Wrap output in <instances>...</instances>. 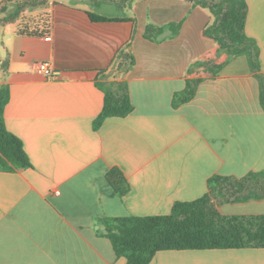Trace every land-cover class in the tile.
Wrapping results in <instances>:
<instances>
[{"label": "crops", "instance_id": "1", "mask_svg": "<svg viewBox=\"0 0 264 264\" xmlns=\"http://www.w3.org/2000/svg\"><path fill=\"white\" fill-rule=\"evenodd\" d=\"M244 1L245 34L264 73V0ZM48 3L35 11L48 15V34L17 33L33 27L22 19L15 31L0 33L5 127L31 163L0 171V264H126L99 236V219L167 215L175 202L202 197L213 175L241 179L264 170V111L245 57L231 58L191 101L172 107L187 69L211 47L201 38L212 23L207 10L185 0H131L124 8L118 0ZM148 25L164 28L155 41L144 38ZM125 46L135 62L122 75L111 63ZM40 63L52 77L37 71ZM95 70L114 76L99 82L125 80L133 106L97 130L103 93L77 74ZM113 168L130 187L122 198L106 180ZM218 210L264 215V198ZM150 264H264V249L162 251Z\"/></svg>", "mask_w": 264, "mask_h": 264}, {"label": "trees", "instance_id": "2", "mask_svg": "<svg viewBox=\"0 0 264 264\" xmlns=\"http://www.w3.org/2000/svg\"><path fill=\"white\" fill-rule=\"evenodd\" d=\"M96 4L98 1L89 0ZM119 7H126L131 0H118ZM195 7L207 10L212 23L201 32V38L211 47L187 69L185 87L172 97V107L188 103L198 85L215 78L233 57H245L259 85V101L264 111V73L260 71L259 52L256 44L245 34L247 6L244 0H185ZM48 0H4L0 2V30L8 24L19 22L23 14L47 9ZM94 21H109L89 14ZM32 28L18 30L34 36L48 34L50 22L42 13L31 20ZM176 32L178 25L168 26ZM29 29V31H27ZM164 28L148 25L144 38L155 41ZM135 62L127 46L120 49L111 69L126 74ZM4 70V63L1 64ZM93 80L103 93L101 112L93 121L97 130L108 118H125L132 111L125 80L108 76V70L77 72ZM9 101V88L0 86V171L12 172L31 168V163L19 138L5 127L4 109ZM106 180L119 197L129 192V184L119 169L113 168ZM264 198V170L251 172L241 179L213 175L207 180V192L190 202H175L167 215L149 217L101 218L99 236L109 240L117 258L126 264H150L162 251L264 249V215H222L218 207L237 202Z\"/></svg>", "mask_w": 264, "mask_h": 264}, {"label": "rangeland", "instance_id": "3", "mask_svg": "<svg viewBox=\"0 0 264 264\" xmlns=\"http://www.w3.org/2000/svg\"><path fill=\"white\" fill-rule=\"evenodd\" d=\"M37 12V11H36ZM40 12V11H39ZM42 12V11H41ZM36 14H38V13H35V11H33V13H29V12H26V13H24L23 14V17H22V20L25 22H29V21H31V20H33L34 18H36L37 17V15ZM36 16V17H35ZM18 23V22H17ZM17 23H14V24H8V25H6L3 29H1L0 30V33L2 32V30H4L5 32H9V31H11V30H13V31H15L18 27H17ZM21 28V27H20Z\"/></svg>", "mask_w": 264, "mask_h": 264}, {"label": "built area", "instance_id": "4", "mask_svg": "<svg viewBox=\"0 0 264 264\" xmlns=\"http://www.w3.org/2000/svg\"><path fill=\"white\" fill-rule=\"evenodd\" d=\"M36 69L40 74H42L46 77H52L53 76L49 66L45 63L37 64Z\"/></svg>", "mask_w": 264, "mask_h": 264}]
</instances>
